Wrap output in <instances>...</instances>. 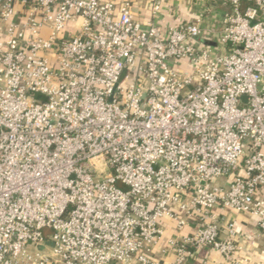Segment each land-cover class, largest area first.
Instances as JSON below:
<instances>
[{
  "label": "built area",
  "instance_id": "2783aa9c",
  "mask_svg": "<svg viewBox=\"0 0 264 264\" xmlns=\"http://www.w3.org/2000/svg\"><path fill=\"white\" fill-rule=\"evenodd\" d=\"M221 1L218 27L163 30L162 0L146 24L130 0H0V264L249 261L264 0Z\"/></svg>",
  "mask_w": 264,
  "mask_h": 264
},
{
  "label": "crops",
  "instance_id": "0c3cea01",
  "mask_svg": "<svg viewBox=\"0 0 264 264\" xmlns=\"http://www.w3.org/2000/svg\"><path fill=\"white\" fill-rule=\"evenodd\" d=\"M155 0H130L134 16L137 20L146 24L152 19V6ZM123 0H117L121 4ZM204 9L202 25L204 27L216 28L222 21L226 6L221 0H162V10L160 13L159 26L166 29L170 25H179L181 23L195 21ZM236 228L240 233L238 241L246 244L244 238L251 230H256V219L240 215L235 218ZM191 228L187 229V231ZM174 235V225L168 223L167 236ZM243 255H247L249 261L244 264H264V240H259L258 246L254 248L246 247ZM175 259L173 254L166 256L164 261L170 264ZM190 264H230L221 255L209 250H201L194 254L190 259Z\"/></svg>",
  "mask_w": 264,
  "mask_h": 264
},
{
  "label": "water",
  "instance_id": "95a60500",
  "mask_svg": "<svg viewBox=\"0 0 264 264\" xmlns=\"http://www.w3.org/2000/svg\"><path fill=\"white\" fill-rule=\"evenodd\" d=\"M124 1V0H123Z\"/></svg>",
  "mask_w": 264,
  "mask_h": 264
}]
</instances>
